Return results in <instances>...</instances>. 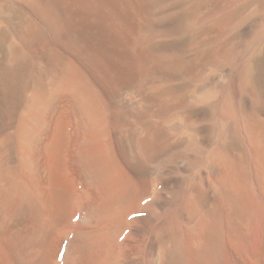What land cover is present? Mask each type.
I'll use <instances>...</instances> for the list:
<instances>
[{"label": "bare ground", "instance_id": "1", "mask_svg": "<svg viewBox=\"0 0 264 264\" xmlns=\"http://www.w3.org/2000/svg\"><path fill=\"white\" fill-rule=\"evenodd\" d=\"M162 2L0 0V264H264L262 225L255 243L244 233L240 174L218 183L212 161L182 188L210 134L184 129L197 108L166 118L182 103L167 83L188 68L152 36L194 38ZM258 54L248 93L261 113Z\"/></svg>", "mask_w": 264, "mask_h": 264}, {"label": "rangeland", "instance_id": "2", "mask_svg": "<svg viewBox=\"0 0 264 264\" xmlns=\"http://www.w3.org/2000/svg\"><path fill=\"white\" fill-rule=\"evenodd\" d=\"M183 7H187V9L179 14V9ZM157 8L164 12L160 13L161 16H173L174 22L179 23L182 40L194 38L185 42L186 44H180L181 42L178 44V39L175 36H165V33L164 36H152L153 42L156 43L164 42V40L169 41L168 47L165 48L167 50H160L162 58L168 54L172 60L175 58L176 63L181 60L178 64L188 68L186 75L182 77L185 79L167 83L172 89L171 98L174 100L180 98L182 106L177 105L176 107L179 108L174 106L176 109L173 108V110L169 107L170 112L168 111L166 118L169 120L176 115V112L192 111L197 108L196 113L189 117L184 129L200 124L209 126H207L210 134L208 141L198 150L200 153H195V166L192 164L193 167L185 174L182 188L183 190L189 189L196 182L200 171L211 172L208 167L214 162L218 164L213 180H220L218 183L224 182L225 174H240L238 177L247 186L248 204L250 203L247 205L250 208L246 206L245 209L244 215L247 216H244V224L247 225L244 227V233L250 241L255 243L258 240L255 239L256 236L264 233H261L264 230V206L259 204L256 199L260 194L264 197V162L261 164L255 160L257 157L261 158L260 154L264 155V112L260 113L259 110H256L258 106L253 101L251 93L248 92L256 89L254 80L258 67L257 59L261 55L258 54V50L264 48V0H164ZM251 70L253 71L252 75ZM260 70L264 76L263 61ZM195 89L202 94L201 101H195L190 97V93ZM196 114L200 115L196 116ZM170 150L169 148L165 150L164 158H161L166 163L163 160H161L163 162L160 161L167 167L173 163V160L170 159H173ZM253 150L261 152L254 154ZM224 166H228V168H224ZM262 166L263 169L261 168L260 171L259 168ZM255 167L259 170H255ZM253 188L255 189L253 190ZM261 213L263 216L260 215ZM258 222L260 226L262 225L263 230L260 227L257 228L256 223ZM251 227H255V229ZM260 229L261 231L257 233ZM215 238L217 239V237ZM214 239L216 244L217 240ZM177 255H179L178 260L175 259L177 264H185L186 261L183 260L182 255L174 254V258Z\"/></svg>", "mask_w": 264, "mask_h": 264}]
</instances>
